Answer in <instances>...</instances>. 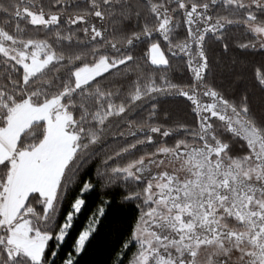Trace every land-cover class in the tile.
I'll return each instance as SVG.
<instances>
[{
	"label": "snow or ice",
	"instance_id": "snow-or-ice-1",
	"mask_svg": "<svg viewBox=\"0 0 264 264\" xmlns=\"http://www.w3.org/2000/svg\"><path fill=\"white\" fill-rule=\"evenodd\" d=\"M109 238L264 264V0H0V264Z\"/></svg>",
	"mask_w": 264,
	"mask_h": 264
},
{
	"label": "trees",
	"instance_id": "trees-1",
	"mask_svg": "<svg viewBox=\"0 0 264 264\" xmlns=\"http://www.w3.org/2000/svg\"><path fill=\"white\" fill-rule=\"evenodd\" d=\"M143 51L146 53V47L143 49ZM87 215V210H85L84 213H82L80 217L81 223L83 222L84 218ZM119 243H121L118 239H112L109 238V240L106 242L105 249L103 250V253L101 254V248L99 241H93L92 245L89 246L90 251V264H96L98 260L106 259L108 256V253L119 246Z\"/></svg>",
	"mask_w": 264,
	"mask_h": 264
}]
</instances>
